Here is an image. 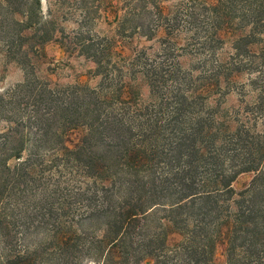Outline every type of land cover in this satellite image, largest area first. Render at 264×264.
<instances>
[{
	"label": "trees",
	"instance_id": "1",
	"mask_svg": "<svg viewBox=\"0 0 264 264\" xmlns=\"http://www.w3.org/2000/svg\"><path fill=\"white\" fill-rule=\"evenodd\" d=\"M181 1L175 21L183 19L193 26L202 22L211 27L206 36L199 39L203 50L212 53L213 44L222 45L226 37L233 44L235 57L219 61L214 72H204L200 78L194 75V70L181 69L179 64L178 72L166 71L163 64L151 65V61L145 58L139 61L134 57L125 74L122 71L125 67H121L122 75L113 91L120 103L117 111L107 105L110 97L105 98L102 93L92 92V97L83 96L86 91L81 95L73 93L69 95L68 103L60 104L54 100L55 93L51 89L45 88L43 95V88L37 93L30 90L28 98L32 99L33 111L26 116L20 113L21 93L24 90L28 93V89L34 87L28 78L15 90L0 94V110H8V122L16 125L14 131L8 132V144H17L2 159L5 163L0 162V171L6 173L5 176L0 174V198L8 185V175L14 180L15 172H29L27 165L31 169L38 162L43 146L48 143L54 146V151L75 154L76 157L87 154L77 166L85 170L84 176L94 182L98 178L104 187L110 183L111 177L119 175L121 181L117 191L124 192L118 206L99 207L103 213H111L109 209L113 211L100 235L74 230L55 232L48 244L40 249L19 247L14 232L17 228L15 217H8V223L5 217H0V264H43L44 260L47 264H78L86 257L92 264H144L147 259L151 264H264V143L241 121L239 127L231 130L227 125V120L232 121L230 115L227 119L214 116L207 121L200 116L186 117L192 114L189 110L196 97H209L222 83L227 91L225 95L241 85L234 80L240 75L243 57L249 59L253 56L259 60L247 63L251 70L248 92L256 100L253 105L264 110V0L254 9L244 8V14L235 17L243 22L244 33L237 29L230 31L232 20L228 13L224 12V16L219 13L217 0ZM162 2L151 0L149 5L161 17L159 27L169 38L167 44L172 45H167L164 52L174 51L180 57L183 49H179V40L184 31L172 28L174 20L164 14ZM1 5L8 9V22L0 15V40L8 46V59L16 60L26 69L30 65L31 53L52 41L53 30L47 28L51 21L40 16V0H2ZM148 13L152 16V12ZM255 46L256 53L251 50ZM102 48L90 55L96 66V77L103 75L99 72L103 64L97 58H101L108 47ZM108 72L106 68V78ZM178 73H184L183 81ZM138 75L144 77L156 98L161 87L169 89L172 81L177 84L178 88L165 91L168 95L175 92L172 100H168L172 111L165 117V128L160 126L162 121L157 114L146 117L147 114L135 104L133 83L139 79L135 78ZM205 77L210 81L201 83ZM113 81L115 87V80L109 82L113 85ZM162 96L163 100L166 95ZM71 106H74L72 120L69 117ZM158 107H162V103H158ZM60 110L67 111L69 116L63 115L57 121L56 114L61 113ZM23 117L28 118L31 127L37 131L31 152L27 150L26 141H18L15 135L23 127ZM55 123L57 127L52 128ZM83 128L85 133L69 147V139L63 134ZM96 144H105L106 150L99 155L93 154L92 148ZM158 144V150L153 149ZM25 152H29L28 160L23 158ZM112 152L110 158L114 156L113 163L118 166H114L111 175L105 171L108 168L98 163ZM164 156L169 166L171 161L176 162L170 166L174 175L163 173L158 177L152 162L155 158L166 160ZM11 160L16 163L14 173L10 172ZM244 173H253L254 177L248 189L236 192L232 185ZM172 179L175 182L169 183ZM167 196L169 201L165 199ZM159 211L168 217L164 218L158 232L150 235L149 220ZM4 224H8V231L1 230ZM173 232H177L182 240L176 246L168 247L167 237ZM218 243L225 245L222 263L216 262ZM49 247H52L51 251Z\"/></svg>",
	"mask_w": 264,
	"mask_h": 264
},
{
	"label": "rangeland",
	"instance_id": "2",
	"mask_svg": "<svg viewBox=\"0 0 264 264\" xmlns=\"http://www.w3.org/2000/svg\"><path fill=\"white\" fill-rule=\"evenodd\" d=\"M261 1L217 0V6L222 16L226 12L231 18L232 29L230 31L234 32V29H237L244 33L246 28H242L243 22L235 17L243 15L244 8L251 10L259 6ZM1 2L2 0H0V7H2L0 15L7 23L8 14L6 11L8 9L1 5ZM150 2L151 0H40L39 14L42 19L51 21L47 28L53 30L52 41L46 43L41 50L37 49L31 53L30 65L24 69L16 60L8 59V46L4 40H0V94H8L10 90H15L28 78L29 82L34 84L33 88L35 89L31 88L28 89V93L26 90L21 93L20 113H24L26 116L33 111L32 99L28 98L30 90L37 93L43 88V95L46 93L45 88L46 90L47 88L51 89L55 93L54 100L60 104L68 103L69 95H73V93L76 95L78 92L81 95L86 91L87 93L83 96L88 97L93 96L92 92L102 93L105 98L110 97V102L107 105H111L117 111L120 103L113 91L117 88L119 76L122 75L121 67H125V71L122 70L125 74L126 68L134 57L139 61L145 58L151 61V65L163 64L166 71L178 72L180 68L192 69L194 75L201 78L204 72H214L215 67L222 59L229 60L236 55L228 37L222 45L214 43L212 53L208 49L203 50V47L199 45L201 43L199 39L206 36L208 28L211 27L203 25L199 21L200 24L196 26L190 25L183 19L175 21L176 14H179L177 7L181 4V0H163L162 5L165 8L164 14L169 15L172 21L174 20L176 26L174 27L172 22V28L184 31L179 40V49H183V53L179 57V54L174 51L164 52L167 45L170 47L172 45L167 44L166 40L169 38L159 27L161 17L150 9ZM148 12H152V16ZM106 45L107 51L104 55L102 54L101 58H97L103 64V68L99 71L103 75L96 77V66L90 55L93 51L103 49L102 47ZM256 49V46L251 48L254 53H256ZM243 60L244 64L239 69L240 75L234 81L244 85V88L242 89L241 85L235 86L234 91H229L225 95L224 93L227 91L224 88L225 84L222 83L221 86L214 88L209 97H196L191 105V110H189L192 114H187L186 117L189 115L194 118L200 116L203 121H207L214 116L220 120L227 119V115H230L232 121L227 120V125L231 130L236 126L239 127L241 121L245 127L252 131L253 136L264 143V110L261 111L257 109L256 105H253L256 100L248 92L251 70L247 63L249 60L257 61L259 59L257 56H253L249 59L243 57ZM205 63L207 64L205 65ZM178 64L180 68H178ZM106 68L109 71L107 78L104 76ZM178 74L181 78L180 81H183L184 73ZM136 77L139 79L133 83L135 104L141 107L142 113L147 114L146 117L157 114V117L162 121L160 126L165 128L167 124L165 117L172 111V107L168 106L171 101L168 100H172V96L175 95L173 94L175 92L168 95L165 91L178 88L177 84L172 81L169 89L161 87L157 94L159 97L156 98L152 96L144 77L142 75ZM111 80H115V87H113L114 81L113 85L110 84ZM203 81L210 80L205 77L201 83ZM162 95H166L163 100ZM79 101L84 100L79 99ZM158 103H162V107H158ZM125 105L129 107V105ZM246 106H248L247 109H245ZM73 108L74 106L70 108L71 116L67 111L60 110L61 113L56 114V120L59 121L63 115H68L72 120ZM22 122V129L19 128V132L15 135L18 141L20 139L26 141L27 150L31 152L30 149L37 131L35 127H31L28 118L23 117ZM15 126L14 123L8 122V110H0V162L5 163L2 159L8 155V150L17 147L16 143L8 144V132L14 131ZM55 127H57L56 123L52 128ZM84 133L83 128L69 130L63 135L65 139H69L68 144L71 147ZM52 147L54 146L50 143L43 146L41 158L37 159L38 162L33 164L31 169L27 165L29 172L13 171V167L16 165L15 160L9 161V166L12 168L10 172H15L14 180L8 175V185L4 195L0 198V217H5L7 223L8 217H15V227L17 228L14 232L18 236L17 245L22 248L40 249L43 245L48 244L55 232L63 233L74 230L85 231L90 235H100L113 211L109 209L108 211L111 213H103L99 207L118 206L119 199L124 197L123 190L117 191V186L121 181L119 175L111 177L110 183L101 187L102 182L98 178L96 182L87 179L83 174L86 173L85 170L77 167L80 161L85 160L87 154L84 153L76 157L75 154L54 151ZM159 147L158 144L156 147L153 146V149L158 150ZM92 149L93 154L99 155L104 152L103 150H106V147L105 144H96ZM28 153L25 152L23 158L28 160ZM113 154L114 152L98 163L108 168L109 170L105 171L111 175L114 173V166H118L113 163L114 156L110 158ZM165 159L160 161V158H155L152 162L155 164L158 177H161L163 173L174 175V171H171L173 167L170 168V166L176 165V162L171 161L169 166L166 157ZM6 166L8 167V162ZM92 171L97 173L95 169ZM0 174L5 176V170H1ZM253 177V173L241 174L232 186L236 192L246 190ZM174 182V179L169 181V183ZM104 195H106L105 198ZM165 199L169 201L170 197L167 196ZM165 217L168 216L162 211L151 217L148 229L150 235L158 232ZM4 225L1 230L8 231V224ZM181 240L182 237L177 232L169 234L167 237L168 247L176 246ZM0 245H2L1 240ZM51 250L52 247H49V251ZM224 250L225 245L218 243L216 246L217 263L224 262ZM43 264H47L46 260ZM78 264H92V262L90 258L86 257ZM144 264H151V261L147 259Z\"/></svg>",
	"mask_w": 264,
	"mask_h": 264
}]
</instances>
